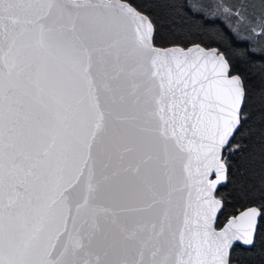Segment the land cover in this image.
<instances>
[{"label":"snow or ice","instance_id":"6c2138e0","mask_svg":"<svg viewBox=\"0 0 264 264\" xmlns=\"http://www.w3.org/2000/svg\"><path fill=\"white\" fill-rule=\"evenodd\" d=\"M254 257L264 0H0V264Z\"/></svg>","mask_w":264,"mask_h":264},{"label":"trees","instance_id":"16d2710c","mask_svg":"<svg viewBox=\"0 0 264 264\" xmlns=\"http://www.w3.org/2000/svg\"><path fill=\"white\" fill-rule=\"evenodd\" d=\"M228 2H234V0H228ZM226 23H227L226 21H224V20H220V19H218V20L216 21V24H217V25H225ZM246 43H251V42H246ZM257 70H258V69H257ZM241 71H244V69H241ZM248 84H249V89H250V92H251L252 89H254V88H258V87H259V85H260V80H259L258 77H253V79H251V80L248 81ZM251 109H252V105L250 104V105L248 106V110L251 111ZM236 178H237V179L239 178V177H238V174H237V177H236ZM256 180H257V182H258L259 177H257ZM222 191H224V192H226V193H227V192H231V191H233V185L230 184V185L228 186V188H226V189H222ZM233 194H234V193H233ZM237 204H238V201H237L236 199H232V200H231V203H229L228 205H226L224 211L220 214V217H219L221 224L225 221V218H226L230 213H232V212L234 211V208H235V206H237ZM252 264H259V258H258V257H254L253 260H252Z\"/></svg>","mask_w":264,"mask_h":264}]
</instances>
